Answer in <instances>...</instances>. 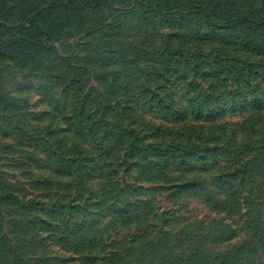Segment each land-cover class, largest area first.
<instances>
[{
	"label": "rangeland",
	"instance_id": "374dc122",
	"mask_svg": "<svg viewBox=\"0 0 264 264\" xmlns=\"http://www.w3.org/2000/svg\"><path fill=\"white\" fill-rule=\"evenodd\" d=\"M192 3L253 25H211L182 12L203 11ZM225 4L0 0V264H264L263 68L143 53L181 31L264 39V0ZM167 65L172 114L142 95Z\"/></svg>",
	"mask_w": 264,
	"mask_h": 264
},
{
	"label": "trees",
	"instance_id": "16d2710c",
	"mask_svg": "<svg viewBox=\"0 0 264 264\" xmlns=\"http://www.w3.org/2000/svg\"><path fill=\"white\" fill-rule=\"evenodd\" d=\"M221 1V0H219ZM239 0H232V1H228L226 0V4L232 3L234 4V2H238ZM200 4V8L203 9V11H182L183 13H187L188 15H192L196 18H198V16L200 15L201 17H203L207 23L213 25L212 23H219L221 25H225V26H221V27H230L227 26L229 23L234 22L233 25H244L246 28H249L251 25H253V23L251 21H248L247 23H245V20L247 18L250 17V15L244 13L243 11H239L236 13H232L229 14V11H224V5L223 8H221L220 5H218L217 3L211 4V5H206V4H201V3H197ZM197 4H189L187 6L188 9L192 8L193 5H197ZM240 4H237L240 7ZM188 9H184V10H188ZM258 24H263V20L258 21ZM211 27V26H210ZM184 30V28H183ZM182 33L177 32L174 35V38L179 39V41H177L178 45L177 47L173 48L171 47L169 49V47H167L166 51H163V54H151L148 51L143 52L144 55L149 58V61H147L149 64H152V66H155V68L157 67L158 64H164V57H166V55L171 54L172 56H177V55H186V54H192V53H198L204 56H212L214 55V60L215 57H219V58H223L224 60H233L235 63L238 64H243V65H248V63H258L259 65H257V68H263L261 66H264V62L263 61H252L249 59L246 60H242L239 59L238 61V55L236 53L239 52H246L248 54V56H258L260 58H264V39L260 38L257 36V34L255 35H247L246 37H244V40L241 41L240 36L235 37V38H229L227 36H219V37H214V38H210L209 42H205V39H207L206 35L204 34H198L196 31H181ZM205 44H207V46L211 45L212 47H203ZM202 48V49H200ZM234 54V55H233ZM152 60V61H151ZM170 66H166L162 68V72L158 73L157 75V79L159 81H156V83L154 85H150L149 87L151 88H155L152 92H148V93H144L142 95L145 96V98L147 99L148 102V106L151 107H156L161 109L162 112L167 113V114H172L174 112H178V110H176V99L171 98L172 96H170L169 94L165 93L164 90L165 88H167V90L169 88H173L174 86L177 85V81H175L174 77L172 75H170V71H171V67ZM253 67V66H252ZM165 71V72H164ZM174 75H176V78L178 81H184L186 80V90L187 92H192L193 93V98L195 100H197V105L201 108V106H205L208 103V99L206 95H203L202 93L200 94V92H198L197 90V85L192 82L191 80H189V78L187 77V75L184 72H180V71H176L174 70ZM256 82H264V71L263 74H260L257 81ZM246 84L247 87H250L251 90L253 89H257L258 85H255L256 83H253V81L251 80V83H248V80L243 82ZM253 84V85H252ZM252 86V87H251ZM145 86L140 85V88L143 90ZM262 100L258 98L257 93L253 94V96H255L253 103L254 104H260V100L261 103L264 104V91H262ZM122 101H120L121 103L125 104V110L127 112H132L134 111V109L131 107L132 103L134 102L133 99L131 97L126 98L123 97V95H120ZM124 100V101H123ZM127 106V107H126ZM186 113V112H185ZM187 116V115H186ZM193 116H194V112H193ZM158 133H162V135H166L169 136L171 131H168L166 133H163L165 131H161L162 128H154Z\"/></svg>",
	"mask_w": 264,
	"mask_h": 264
}]
</instances>
